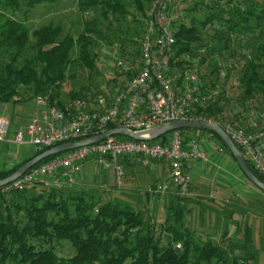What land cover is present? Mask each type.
<instances>
[{
  "label": "trees",
  "instance_id": "obj_1",
  "mask_svg": "<svg viewBox=\"0 0 264 264\" xmlns=\"http://www.w3.org/2000/svg\"><path fill=\"white\" fill-rule=\"evenodd\" d=\"M53 1L0 0V106L13 107L40 98L48 106L67 111V105L60 100L63 86L77 78L75 72L69 74L68 71L76 66L86 68L88 74L95 70L99 56L93 49L97 41L104 39L108 45H113L109 33L113 36L118 31L124 33L122 28L129 21L139 26L135 32L140 39L144 18L152 2L76 0L82 31L75 37L70 32L63 33L61 25L54 23L30 30L24 23L25 19L13 16L21 8L28 10L36 4ZM188 1L194 0L177 1L179 18L173 24L175 43L170 58V82L175 87L179 84V71L184 63L180 55L188 52L197 56L196 51L201 47L205 48L198 60L201 75L204 79L203 67L209 68L211 75L215 73L217 80L214 83L209 81L213 87L217 86L215 83L223 87V82L232 71L225 66L224 81L220 79L221 63L216 58L224 61L228 54L229 58H236L234 63H240L236 95H229L227 90L217 87V95L191 107L190 117L216 122L223 127L224 121L233 115L232 110L238 109L236 104L245 106V109H238L231 121L250 109L259 113L258 109H264V0ZM205 9L207 13L203 12ZM196 10L199 15H193ZM184 14L191 15L188 22L182 17ZM198 19L200 24L196 25ZM213 24L218 27L214 28ZM236 37L241 38L243 45L233 52L229 43L236 41ZM114 38L119 41V37ZM139 39L133 40V43H137L134 53L138 58ZM252 40L256 42L248 44ZM76 47L78 51L74 58L72 54ZM120 50L128 55L124 60L139 65V60L133 58L125 48L120 47ZM125 76L116 71L113 81L119 77L121 80L118 83L121 84ZM66 92L71 99L81 97V91H74L70 87ZM117 126L119 123H108L103 131ZM181 131L201 133L198 136L185 134L186 138L199 140L201 146L200 136H204V140H211L214 145L221 147L242 176L248 179L239 169L227 145L215 132L202 128ZM169 133L154 140L165 144ZM115 137L130 139L123 135ZM82 139L79 137L73 141ZM66 142L53 143L41 151H32L11 166H1L0 180L11 175L35 155ZM54 156L45 157L37 164ZM242 156L248 169L264 183V174ZM118 162L125 168L143 166L124 156ZM167 175L163 176L161 182L152 184L151 189L138 193L143 196L157 195L168 190L170 185L174 186L175 193L166 196L165 217L162 221H157L146 209L136 207L134 203L138 204V201L133 204L111 199L102 201L106 189L95 185L78 188L72 184L47 190L41 183H34L26 189L6 192L0 186V264H261L260 250L253 239V228L248 220L239 222L236 219L233 225H229L231 211L227 214L224 213V207L219 208L215 217L219 222V231L215 232L216 236H203V230L190 226L188 219L194 212L199 215L205 209L197 191L181 194L173 184L162 191L160 186L167 180ZM113 187L116 188V184ZM222 222H225L224 226ZM60 240L69 243L73 250L71 255L57 253L54 241Z\"/></svg>",
  "mask_w": 264,
  "mask_h": 264
},
{
  "label": "built area",
  "instance_id": "obj_2",
  "mask_svg": "<svg viewBox=\"0 0 264 264\" xmlns=\"http://www.w3.org/2000/svg\"><path fill=\"white\" fill-rule=\"evenodd\" d=\"M178 0H152L144 18L142 36L139 39V65L116 58L117 73L127 75L122 83L115 84L109 94L95 93L91 100L78 97L67 104L64 111L56 106H44L36 99L41 110L24 129H17L14 143L28 137L33 151H41L60 141L72 142L87 139L103 131L106 124L119 123L131 130L149 129L175 120H203L191 116V107L204 103L218 94L217 86L208 84L201 75L198 60L205 48H198L197 56L188 52L180 55L184 63L179 71V84L170 82L175 35L173 24L179 18ZM217 28V24L212 25ZM262 118V119H261ZM206 121V120H205ZM212 122V121H209ZM9 119L0 116V141L9 133ZM242 155L254 168L264 174V118L250 109L222 127ZM165 144L155 140L123 139L115 136L62 152L36 166L19 178L3 185L2 191L26 189L41 183L45 189L71 186L82 163L89 161L104 169L113 167L116 176L122 174L118 159L122 156L148 165L151 160H163L169 171L160 189L175 185L181 194H187L190 177L187 171L190 161L206 160V153L199 140L185 137V132L173 130ZM221 151V147L214 145Z\"/></svg>",
  "mask_w": 264,
  "mask_h": 264
},
{
  "label": "rangeland",
  "instance_id": "obj_3",
  "mask_svg": "<svg viewBox=\"0 0 264 264\" xmlns=\"http://www.w3.org/2000/svg\"><path fill=\"white\" fill-rule=\"evenodd\" d=\"M198 0L194 1H188V2H195ZM184 5H187V2L184 3ZM208 11L212 12L211 8L207 9ZM207 10L205 9L203 12L207 13ZM132 11V10H131ZM193 15H199V13L196 11L193 12ZM14 18H20V19H25L24 23L26 26L32 30L35 29L36 27L43 25V24H48V23H54V24H60L62 27V32H70L74 37L82 31V21H81V16L78 10L77 2L76 0H54L53 2H47V3H40L34 5L32 8H29L28 10L25 8H21L19 11L16 12V14L13 15ZM190 14H184L182 17L186 22L188 18H190ZM182 17H180L182 19ZM196 25L200 24V20L195 22ZM137 27L132 21H129L124 25L122 28L124 33H116L115 36H113L111 33H109V37L111 38L110 40L113 41V45H108L106 40H98L97 44L94 47V51L98 54L99 59L96 65L95 70L90 72L88 74V70L86 68H83L81 66H76L71 68L68 72L69 74L71 72H75L77 74V78L75 81L70 82V83H65V87L63 86L62 90V98H65L67 101L70 100L68 103H70L73 99L78 98L77 96L74 98H70V96L67 94L66 91H68L69 87L73 89L74 91H77L80 86H82L85 83L86 76L89 75L88 78V83L91 84V86H94V94L98 92H103L104 94L108 93L110 89L118 82H120L121 78L118 77L116 81H113L112 79L113 76H115L116 68H115V60L116 58H127L128 55H124L122 53V50H120V47L125 48L127 52L130 53V55L134 58H137L139 60L138 55L134 53L137 48V43H133V40H138V34L136 30ZM127 30V31H126ZM126 31V32H125ZM114 37H119V41H115ZM241 39V38H240ZM238 37H236V41L230 42L229 47L231 51L236 52L239 48L241 49V46L243 45L241 43ZM31 41V37L30 40ZM256 42V40L249 41L248 44H253ZM221 45L218 44V46ZM120 46V47H119ZM251 46V45H250ZM77 47L75 48L73 52V57L77 56ZM133 53V54H132ZM227 59L219 60V58H216V60L219 61V66L221 65V72H219V77L220 79H224V74L226 72L225 66H228L232 69L231 74L229 76V80L227 79L225 82H223V87H220V83H215L217 87L220 88V90L225 89L227 90L230 94L229 95H236L237 93V73L238 70L240 69V63H237L234 59L235 57H230L228 54H226ZM139 62V61H138ZM218 64V63H217ZM234 64H238L237 66H234ZM208 65V64H206ZM232 65V66H231ZM80 71V72H79ZM209 68L203 67V73L204 74V79L208 84H210L209 81H212L214 83L217 78L215 77L214 74L209 73ZM78 80V81H77ZM224 81V80H223ZM96 82V83H93ZM99 83H103V87H99ZM227 83V84H225ZM98 87V88H96ZM107 87H109L107 90ZM248 104H250V101H247ZM44 106L46 105L45 103L43 104ZM42 104H39V106L35 105V102L32 100L26 101V103L23 104V109H24V114L27 116L28 114H33V112H40L41 107L43 106ZM9 106V105H7ZM48 106V105H46ZM238 107L239 110H242L243 108L245 109V106L237 105L236 108ZM238 109L232 110V116L229 119H226L224 123L231 122V120L234 118L235 113H237ZM262 117L264 118V109L260 108L258 109ZM9 115L10 113L7 112ZM6 114H0V116H4L8 118V115ZM228 113V111H227ZM262 119V118H261ZM216 123V122H215ZM10 129V128H9ZM186 135H191V136H198V134H201L199 132H185ZM13 137V135H12ZM202 138V148L205 149V145H209L211 147L210 154H215V152L218 153H224V151H218L215 147L214 144L211 140H204V136H200ZM28 137L24 133V142L23 143H9L8 145L13 148L17 154L20 155H28L32 152V146L28 142ZM215 150L213 151L212 150ZM208 150V149H207ZM207 150L205 151L206 153V160H197V162L200 164V167L197 175H191L190 172H188L189 177H190V183L189 184V194H193L194 192L197 191L198 197L201 198V201L204 203L205 209L201 211V213L198 215L195 212L192 215H189V225L190 226H196L197 228L202 229L203 236L204 234L208 236H216L215 232L219 231L218 226L219 222L215 220L216 217V211H220L219 208L224 207V213L229 214V211H231V219H229V225H233L238 219L240 222L241 220H248L253 228V233H254V238L255 243L259 247L260 250V258H259V263L264 264V192L258 189L256 186H254L248 179L246 180L242 174L240 173V180L235 182L232 181V178L229 179L230 177L227 176L226 172L223 171L224 168L220 166V171H214L213 170L218 166H214V162L210 160V155L207 153ZM228 156V155H227ZM230 159V158H229ZM87 162V161H86ZM85 161L82 163H86ZM162 162L160 163L161 165H164V168H166V172L168 171V166L166 162L164 161H159ZM122 167V174L121 176L116 177V187L117 188H124L121 186V181L125 182L126 177L128 176V173H126L125 167H123V164L119 162ZM90 165V171L91 175L95 176V182L91 185H95L97 188L100 189H106L107 187L103 186L102 184L105 183L106 181L108 182L110 180V177H113V171L116 175V172L114 168L111 166L109 168L102 167L101 165H94V164H89ZM236 170L238 169L236 164L234 163ZM141 166V165H140ZM214 166V168H213ZM144 167V166H142ZM87 168V166L85 167ZM140 168V167H138ZM129 173H131V170L133 171L134 169L131 168V170L128 168L127 169ZM145 170L139 169V173L143 174ZM188 171V169H187ZM239 171V170H238ZM110 174H106V173ZM147 173V172H146ZM77 174V173H76ZM104 175H107V177H104ZM130 175V174H129ZM87 176V175H86ZM196 176V177H195ZM215 176H220L223 179V181H226L225 185L217 186L213 185V179ZM225 178L228 180H225ZM114 180V178H113ZM114 182V181H113ZM72 186H75V182L73 183ZM94 187V186H93ZM175 191L174 187L171 186L168 190L161 192V194H164L166 196L170 195L171 193ZM175 193V192H174ZM167 198V197H166ZM229 204L230 206H228ZM225 209H228L225 211ZM161 210V209H160ZM221 213V212H220ZM155 219L157 221H162L165 217V212L160 211L159 216L154 215ZM225 222H222V225L224 226ZM218 236V235H217ZM54 244L56 246V251L59 255L62 256H69L73 253V250L69 243L65 240H60V241H54Z\"/></svg>",
  "mask_w": 264,
  "mask_h": 264
},
{
  "label": "crops",
  "instance_id": "obj_4",
  "mask_svg": "<svg viewBox=\"0 0 264 264\" xmlns=\"http://www.w3.org/2000/svg\"><path fill=\"white\" fill-rule=\"evenodd\" d=\"M89 75L86 76V81L85 83L79 87L78 91H81V97L87 100H91L93 95H94V86H91L90 83L87 82ZM113 80V79H112ZM93 83V82H92ZM96 83V82H94ZM93 83V84H94ZM99 87H103L104 84L103 83H99L98 85ZM105 87V86H104ZM98 88V87H96ZM109 87H107V90ZM109 94V92H108ZM60 100L67 105L68 102L70 100H66L65 98H62V95L60 96ZM35 102L36 106H39L36 100H32ZM23 103H19L14 105L13 107L11 105L7 106V105H3L0 106V114H6L7 112L10 113V115L7 113L8 115V119L10 122V129H9V133L6 137L5 141H0V167L3 165L6 166H11L14 162H17L19 160H21L22 158H24L26 155H20L17 154V152L8 145L9 143H12V135L14 134V132L19 129L22 128L24 129L26 127V125L28 124V122L32 119V117H34L38 112H33V114H28L27 116H25L26 114H24V109H23ZM205 149L207 150V153H209L210 155V160L216 164H214V166H217L214 171H220V166H222L223 171H225L227 174V176H229L232 181H239L240 180V173L238 171V169L236 170L234 162L229 159V157L225 154V153H216L215 154H210L211 147L208 145H205ZM213 150V148H212ZM33 151V149H32ZM215 151V150H213ZM28 156V155H27ZM162 163V162H160ZM158 160H151L150 163L148 165H145V167H140L138 168L137 166H131L129 167V169L131 170L134 169L133 171L131 170V173L128 172V168H125L126 173H128V176L124 181H121V186H123V189H119V188H115L113 187L117 182L116 181V175L113 171V177H110V180L105 183H103L102 185L107 187L106 188V192L103 193L102 195V201L103 200H107V199H111V200H119L120 201H127V202H132V204L135 201H138V204L134 205L136 207H140L143 209L147 210V213L151 216L154 215H158L159 216V212L164 210V203L167 202V198L166 195L164 194H153V195H148V196H143V195H138V193L140 191H144L146 189H151L152 184H157L159 182H161L163 176L166 174V168H164V165H161ZM91 162L87 161L86 163H84L80 170L77 172V174L75 175V187L80 188L81 187H87V186H93L91 184H93L95 181V176L91 175V171H90V165ZM87 166V168H85ZM213 166V168H214ZM200 164L197 161H190L188 163V172H190L191 175H197V172L199 170ZM139 169L141 170H145L143 174L139 173ZM147 172V173H146ZM106 174H110V173H106ZM130 174V175H129ZM87 175V176H86ZM104 177H107V175H104ZM196 177V176H195ZM108 178V177H107ZM114 178V180H113ZM224 178L220 177V176H215L213 179V185H217V186H221V185H225L226 181H223ZM228 179V180H229ZM225 180H227L225 178ZM227 180V181H228ZM114 181V182H113ZM172 185H170L169 188H171ZM174 187V186H173ZM173 192V191H172ZM161 209V210H160Z\"/></svg>",
  "mask_w": 264,
  "mask_h": 264
},
{
  "label": "water",
  "instance_id": "obj_5",
  "mask_svg": "<svg viewBox=\"0 0 264 264\" xmlns=\"http://www.w3.org/2000/svg\"><path fill=\"white\" fill-rule=\"evenodd\" d=\"M186 128H202V129H208V130L215 132L227 145V147L229 148L228 150L231 151L239 169L245 175V177L248 178V180L251 183H253L255 186H257L260 190L264 192V183L261 182L248 169L241 151L234 144V142L231 140V138L228 136V134L222 128V126L215 122H209V121L206 122L205 120H175V121H170L167 123L153 126L149 129H142V130H131L124 126H117V128L114 127L113 129L104 130L87 139L80 140L79 142L72 141V142H66L63 144H59L49 149H46L45 151L41 152V154L39 153L35 155L33 158H31L30 160L23 163L11 175L0 180V186H3V184L6 185L14 181L15 179L19 178L26 171H28V169L33 167L35 164H37L39 161H41L45 157H48L50 155L54 156V154H60L62 152L74 149L82 145L99 142L108 136L123 135L129 138L135 139V140L149 141V140H154V139L156 140L161 135L166 134L170 131L181 130V129H186Z\"/></svg>",
  "mask_w": 264,
  "mask_h": 264
}]
</instances>
